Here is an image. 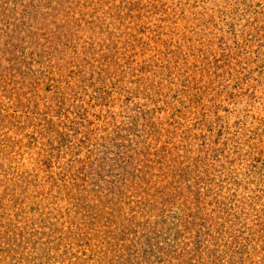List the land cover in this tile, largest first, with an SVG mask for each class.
<instances>
[{
	"label": "rangeland",
	"instance_id": "1",
	"mask_svg": "<svg viewBox=\"0 0 264 264\" xmlns=\"http://www.w3.org/2000/svg\"><path fill=\"white\" fill-rule=\"evenodd\" d=\"M0 264H264V0H0Z\"/></svg>",
	"mask_w": 264,
	"mask_h": 264
}]
</instances>
